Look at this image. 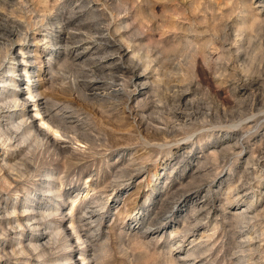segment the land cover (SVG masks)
<instances>
[{
	"label": "rangeland",
	"instance_id": "rangeland-1",
	"mask_svg": "<svg viewBox=\"0 0 264 264\" xmlns=\"http://www.w3.org/2000/svg\"><path fill=\"white\" fill-rule=\"evenodd\" d=\"M0 92V264H264V0H0Z\"/></svg>",
	"mask_w": 264,
	"mask_h": 264
},
{
	"label": "bare ground",
	"instance_id": "bare-ground-1",
	"mask_svg": "<svg viewBox=\"0 0 264 264\" xmlns=\"http://www.w3.org/2000/svg\"><path fill=\"white\" fill-rule=\"evenodd\" d=\"M41 3H43V2H41ZM45 5V4H44ZM41 6V5H40ZM5 25H6V22L4 23ZM4 24H3V27H4ZM5 27H7V26H5ZM2 28V27H1ZM3 29V28H2ZM6 29H8V27L6 28ZM5 30V29H4ZM16 30V29H15ZM15 30L13 29V28H11L9 31H8V34L9 35H11V36H14V33H15V35H16V33L17 32H15ZM19 32V31H18ZM27 33V32H26ZM17 35H18V33H17ZM26 36V35H25ZM18 37V36H17ZM25 38V37H24ZM18 38H16L15 40L16 41H18L17 40ZM25 40V39H24ZM58 45V44H57ZM95 49V48H94ZM10 50V49H9ZM8 51V50H7ZM11 52V51H10ZM116 54V53H115ZM120 55V54H119ZM119 58V57H118ZM105 59V58H104ZM9 72H11L12 74H13V72L14 71H9ZM138 78V76L136 77V75L135 74H133L132 73V79L133 80H136ZM119 79V78H118ZM131 80V79H130ZM27 81L28 82H30V80L29 79H27ZM253 81V80H252ZM2 83H4V82H2ZM136 83V82H135ZM138 85V84H137ZM141 85H143V84H141ZM94 86V85H93ZM134 86V85H133ZM135 88H136V86H135ZM3 95V93L2 92H0V96H2ZM181 95V94H180ZM179 96V95H178ZM31 97V96H30ZM9 98V99H8ZM5 99H8V101L9 102H5ZM26 100V99H25ZM178 100H179V98H178ZM180 101V100H179ZM19 101H18V99H17V97H16V94H12L10 97H6V98H1L0 99V117H2V116H5L4 115V112H5V110L3 111V106L5 105V107L6 106H8L7 105V103H9L10 105H11V107H14V108H16V107H19V106H24V104L26 103V101H21L20 103H18ZM3 105V106H2ZM21 108V107H20ZM22 109H23V107H22ZM19 110V109H18ZM12 111H15V109L14 110H12ZM13 113V115H15L16 116V113H14V112H12ZM37 115H39V113L37 112L36 113ZM179 117V116H178ZM175 118V117H174ZM27 120V119H26ZM11 121V120H10ZM7 122H9V121H7ZM12 122H14V121H12ZM11 122V123H12ZM45 122H47L46 120H45ZM48 122L49 123H52L53 121H52V119L51 118H48ZM22 123L23 122H20L19 124H15V125H12V130L11 131H8V130H5L4 128H1L0 129V141H1V143L2 144H4L6 141H13V143H14V145L13 146H17L19 143H20V141H21V139H22V137H24V135H26V134H30V133H32V138H33V140H34V142L35 143H37V144H39V147H40V145H42V141H41V139H39L40 137H42L41 135H40V137L38 136L39 134L35 131H30L29 130V128L27 127V126H24L23 127V129L22 130H20L19 132H20V138H17L18 137V135H17V131L19 130V128L22 126ZM177 123V122H176ZM52 126V125H51ZM31 127V126H30ZM39 127V126H38ZM56 127V126H55ZM78 127V126H77ZM6 128V127H5ZM8 128V127H7ZM40 129V128H39ZM80 129V128H79ZM54 132H56L55 130H54ZM45 134V133H44ZM62 135H64V134H62ZM44 136V135H43ZM39 137V138H38ZM42 139H43V137H42ZM71 139V138H70ZM45 140V139H44ZM56 140V139H55ZM46 141V140H45ZM89 142V141H88ZM31 143V142H30ZM44 143H46V142H44ZM47 143H49V142H47ZM47 143L45 144V145H47ZM6 144V143H5ZM8 144H9V142H8ZM51 145V144H50ZM9 146V145H8ZM26 146V145H25ZM24 146V147H25ZM38 146V145H37ZM1 147H2V145H1ZM10 147V146H9ZM18 147V146H17ZM36 147V146H35ZM43 147V146H42ZM52 147H53V145H52ZM56 147V146H55ZM38 148V147H37ZM64 148V147H63ZM25 149V148H24ZM34 149V148H33ZM36 149V148H35ZM3 150V149H2ZM9 150V149H8ZM13 150V149H12ZM18 150V149H17ZM49 150V149H48ZM52 150V149H51ZM16 151V150H15ZM34 151V150H33ZM21 152V151H20ZM26 152V151H25ZM47 152H49V151H47ZM54 152V151H53ZM52 152V153H53ZM65 153L67 152V151H64ZM55 154V153H54ZM53 154V155H54ZM61 154V153H60ZM45 155V154H44ZM42 156V155H41ZM58 156V155H57ZM56 156V157H57ZM64 156V155H63ZM48 157V156H47ZM73 157V156H72ZM45 158V157H44ZM58 158V157H57ZM55 159V158H54ZM73 159V158H72ZM32 160V159H31ZM23 161V160H22ZM28 161V160H27ZM26 161V162H27ZM24 162V161H23ZM18 163V162H17ZM5 165V164H4ZM37 165V164H36ZM255 165V164H254ZM257 165V164H256ZM6 166V165H5ZM12 166V165H11ZM19 166V165H18ZM258 166V165H257ZM15 167V166H14ZM37 167V166H36ZM35 167V168H36ZM22 168V167H21ZM27 168V167H26ZM20 169V168H19ZM2 170V168H0V171ZM4 170V169H3ZM38 170V169H37ZM45 173V172H44ZM1 174V173H0ZM4 174V173H3ZM2 174V175H3ZM19 174V173H18ZM36 174V173H35ZM8 175V174H7ZM45 175V174H44ZM49 178H53L52 177V174H46ZM5 174H4V176H3V179L5 178ZM38 176V175H37ZM42 176V175H41ZM46 177V176H45ZM11 178V177H10ZM8 179V178H7ZM14 183V182H13ZM16 184V183H15ZM39 184V183H38ZM14 188V187H13ZM11 191V190H10ZM52 191V188L49 190V189H47V190H45L44 192H51ZM13 192V191H12ZM29 194V193H28ZM58 196V195H57ZM178 205V204H177ZM176 207V206H175ZM1 210H2V207H0V214H1ZM12 211V210H11ZM23 212V211H22ZM172 213V212H171ZM139 215L141 216L142 215V213H140L139 211H137L135 214H134V218H139ZM31 217V216H30ZM90 217V216H89ZM35 218H37V217H35ZM172 218V217H171ZM3 219V218H2ZM33 220V219H32ZM38 220V219H37ZM40 222V221H39ZM43 223H44V221H42ZM46 222V221H45ZM21 223V222H20ZM34 223V222H33ZM35 223H36V221H35ZM38 223V222H37ZM2 224V223H1ZM36 225V224H35ZM11 226V225H10ZM21 226V225H20ZM5 227V226H4ZM46 227V226H45ZM13 230V229H12ZM57 230V229H56ZM55 230V231H56ZM9 231V230H8ZM75 231H76V229H75ZM6 231L4 230V228H2L1 229V231H0V234H1V236L2 235H4V233H5ZM66 234V233H65ZM56 236H58V240L60 239H62L63 237H66V236H64V231L63 230H61V232H56V234H55ZM7 236H4V238H6ZM79 238H81V237H79V235H78V237H77V239H79ZM54 240V239H53ZM63 240H65V239H62V241ZM30 241V240H29ZM87 241H89V240H87ZM11 242V241H10ZM44 242V241H43ZM42 242V244L41 243H38V244H34V245H32V247H33V249H35V250H37V249H40V252H43L44 251V246H45V244H47V243H43ZM56 242V241H55ZM58 242V241H57ZM64 242H66V240L64 241ZM51 243V242H50ZM22 244V243H21ZM20 244V245H21ZM15 246V245H14ZM61 246V245H60ZM48 247V246H47ZM70 247V246H69ZM68 247V248H69ZM85 247H87V246H85ZM23 248V247H22ZM24 249V248H23ZM46 249V248H45ZM91 249V248H90ZM34 250V251H35ZM25 251H26V249H25ZM33 251V250H32ZM85 251V250H84ZM29 252V251H28ZM37 252H38V250H37ZM47 252V251H46ZM39 253V252H38ZM23 254V253H22ZM25 254V253H24ZM85 258V257H84ZM8 264V263H7Z\"/></svg>",
	"mask_w": 264,
	"mask_h": 264
}]
</instances>
